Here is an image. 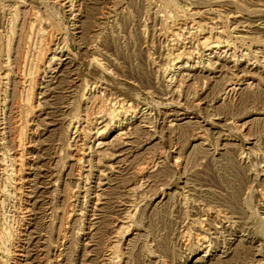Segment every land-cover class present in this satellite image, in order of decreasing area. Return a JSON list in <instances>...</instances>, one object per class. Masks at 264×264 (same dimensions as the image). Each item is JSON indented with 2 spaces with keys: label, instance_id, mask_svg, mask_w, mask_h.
Returning a JSON list of instances; mask_svg holds the SVG:
<instances>
[{
  "label": "rangeland",
  "instance_id": "obj_1",
  "mask_svg": "<svg viewBox=\"0 0 264 264\" xmlns=\"http://www.w3.org/2000/svg\"><path fill=\"white\" fill-rule=\"evenodd\" d=\"M0 264H264V0H0Z\"/></svg>",
  "mask_w": 264,
  "mask_h": 264
},
{
  "label": "bare ground",
  "instance_id": "obj_2",
  "mask_svg": "<svg viewBox=\"0 0 264 264\" xmlns=\"http://www.w3.org/2000/svg\"><path fill=\"white\" fill-rule=\"evenodd\" d=\"M217 48V47H216ZM54 64V63H53ZM32 242V241H31ZM208 251V250H207Z\"/></svg>",
  "mask_w": 264,
  "mask_h": 264
}]
</instances>
